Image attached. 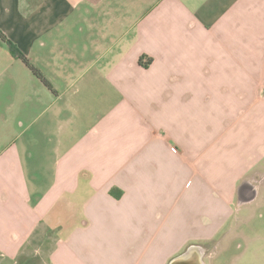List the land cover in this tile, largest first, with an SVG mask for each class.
I'll use <instances>...</instances> for the list:
<instances>
[{"label": "crops", "instance_id": "0c3cea01", "mask_svg": "<svg viewBox=\"0 0 264 264\" xmlns=\"http://www.w3.org/2000/svg\"><path fill=\"white\" fill-rule=\"evenodd\" d=\"M0 32L53 86L0 38L2 262L218 264L264 187V0H0Z\"/></svg>", "mask_w": 264, "mask_h": 264}, {"label": "rangeland", "instance_id": "374dc122", "mask_svg": "<svg viewBox=\"0 0 264 264\" xmlns=\"http://www.w3.org/2000/svg\"><path fill=\"white\" fill-rule=\"evenodd\" d=\"M238 217L235 229L221 239L213 248L216 255L213 263L218 264H264V187L260 190L258 199L249 205H244L236 212ZM232 233V234H231ZM0 264H42V253H26L24 258L16 262Z\"/></svg>", "mask_w": 264, "mask_h": 264}, {"label": "trees", "instance_id": "16d2710c", "mask_svg": "<svg viewBox=\"0 0 264 264\" xmlns=\"http://www.w3.org/2000/svg\"><path fill=\"white\" fill-rule=\"evenodd\" d=\"M0 38L2 39V41H4L9 48L10 53L12 54V56L16 59H20L22 60L30 69L31 71L34 73V75L39 78L43 84L45 86H47L50 90H53V86L51 85V83L40 73V71L38 69H36L33 65H31L29 63V61L25 58V56L19 51V49L16 47V45L14 43H12L4 34H2L0 32ZM151 60H148V62H144V58H141L139 63L141 65H145L148 66L150 64Z\"/></svg>", "mask_w": 264, "mask_h": 264}, {"label": "water", "instance_id": "95a60500", "mask_svg": "<svg viewBox=\"0 0 264 264\" xmlns=\"http://www.w3.org/2000/svg\"><path fill=\"white\" fill-rule=\"evenodd\" d=\"M242 189L240 191V201L242 204H246V203H250L251 201H253L256 198V190L254 189L251 194H249V197L247 199L244 198V194L242 193ZM191 253L185 254L182 257H179L175 262H173L172 264H200L201 263V257L200 259L198 258V256H194L193 259H190L191 257Z\"/></svg>", "mask_w": 264, "mask_h": 264}, {"label": "flooded vegetation", "instance_id": "af4514ba", "mask_svg": "<svg viewBox=\"0 0 264 264\" xmlns=\"http://www.w3.org/2000/svg\"><path fill=\"white\" fill-rule=\"evenodd\" d=\"M252 191L253 190L243 188L242 193L244 194V198L247 199L249 197V194H251ZM256 198H257V191H256ZM256 198L253 201H251L250 203H246V204H252L253 202H255L257 200ZM246 204H244V205H246Z\"/></svg>", "mask_w": 264, "mask_h": 264}]
</instances>
